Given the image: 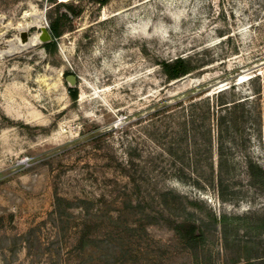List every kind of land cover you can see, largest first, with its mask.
<instances>
[{
  "label": "rangeland",
  "instance_id": "obj_1",
  "mask_svg": "<svg viewBox=\"0 0 264 264\" xmlns=\"http://www.w3.org/2000/svg\"><path fill=\"white\" fill-rule=\"evenodd\" d=\"M57 3L79 13L57 52L20 49V34L30 41L49 27ZM178 57L199 69L169 83L160 63ZM207 97L214 186L164 183L173 198L203 204L180 214L206 237L188 247L122 206L107 158L160 152L149 138L155 122ZM232 100L234 114L219 110ZM248 158L264 170V0H0V264H264V192ZM83 230L90 237L80 243Z\"/></svg>",
  "mask_w": 264,
  "mask_h": 264
},
{
  "label": "trees",
  "instance_id": "obj_2",
  "mask_svg": "<svg viewBox=\"0 0 264 264\" xmlns=\"http://www.w3.org/2000/svg\"><path fill=\"white\" fill-rule=\"evenodd\" d=\"M100 1L101 5H105L107 2V0ZM78 14L73 5L57 3L48 27L52 42L43 46L47 53L55 54L57 52L58 39L65 32L72 31L70 16L77 17ZM160 67L169 83L189 76L199 69L196 64L184 57L161 62ZM259 78L260 75L254 77L257 81ZM69 95L73 100H76L77 90L69 89ZM224 95L225 91L219 92L216 98H223ZM239 104L235 100L229 103L222 101L219 104V110L224 109L232 115L239 108ZM175 106L178 109L174 112H165L162 119L155 122L157 125L155 128L153 127V131L149 135L154 144L165 145L161 146V151L143 155L141 151L134 148L127 151L124 159L114 160L115 158L108 156L107 169L114 177L111 180L106 178V180L111 181L110 185L107 186L115 189L114 194L118 195L117 199L123 207L129 206L135 210L136 214L152 216L155 221L152 227L171 232L173 243L197 247L205 244V233L201 231L200 226L187 224L180 214L203 211V204L196 199L177 195H174V199L173 193L165 189L164 183L169 177L175 176L181 181L194 182L195 179L198 184L200 182L209 187L214 186L216 170L213 163L211 99L207 97L189 105L180 102ZM224 121V117L217 120L221 134L223 133ZM167 162L169 165H165ZM191 162L194 163L192 165L194 167H191ZM204 163L208 165L205 166ZM222 164V152L219 150L217 179L221 183L223 181ZM247 172L252 185L260 186L264 192L263 168L248 158ZM64 202L65 200L55 187V213L60 214V206ZM83 204L86 205L87 201ZM80 209L82 208L80 207ZM207 212L217 222L214 213ZM83 213L90 214L89 210L86 209ZM221 222H224V219ZM262 227H264V218L262 219ZM82 232L83 234L79 233L80 243L90 237L87 232L84 233L85 230Z\"/></svg>",
  "mask_w": 264,
  "mask_h": 264
},
{
  "label": "water",
  "instance_id": "obj_3",
  "mask_svg": "<svg viewBox=\"0 0 264 264\" xmlns=\"http://www.w3.org/2000/svg\"><path fill=\"white\" fill-rule=\"evenodd\" d=\"M38 42L40 44H48V43L52 42V36L49 32L48 27L39 26ZM20 43L22 45H27L29 43V37H28L27 32L24 31L20 34ZM66 81H67L70 89L76 88L77 78L74 75L67 76Z\"/></svg>",
  "mask_w": 264,
  "mask_h": 264
},
{
  "label": "bare ground",
  "instance_id": "obj_4",
  "mask_svg": "<svg viewBox=\"0 0 264 264\" xmlns=\"http://www.w3.org/2000/svg\"><path fill=\"white\" fill-rule=\"evenodd\" d=\"M39 26H41V25H39ZM38 36L39 35H37L34 38H32L27 45H22L21 43H19V48L20 49H23V48L27 47L29 44H33V43H34L33 45L39 44V42H38Z\"/></svg>",
  "mask_w": 264,
  "mask_h": 264
}]
</instances>
